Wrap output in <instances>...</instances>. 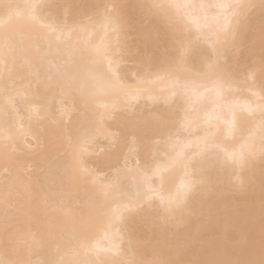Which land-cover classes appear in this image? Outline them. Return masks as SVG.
<instances>
[{
    "label": "bare ground",
    "instance_id": "obj_1",
    "mask_svg": "<svg viewBox=\"0 0 264 264\" xmlns=\"http://www.w3.org/2000/svg\"><path fill=\"white\" fill-rule=\"evenodd\" d=\"M262 259L264 0H0V264Z\"/></svg>",
    "mask_w": 264,
    "mask_h": 264
},
{
    "label": "rangeland",
    "instance_id": "obj_2",
    "mask_svg": "<svg viewBox=\"0 0 264 264\" xmlns=\"http://www.w3.org/2000/svg\"><path fill=\"white\" fill-rule=\"evenodd\" d=\"M143 21L145 22L146 20H143ZM131 30H132V31H130V32H134V31H135V30L133 31V29H131ZM129 34H130V33H129ZM134 34H135V33H133V34L131 33V35H130L131 37L129 36L130 38L127 39V40H131V41H128L130 47H132V45H134V43H135V41H136V39H137V38L135 37L136 35L134 36ZM166 36H167V35H166ZM134 37H135L136 39H135ZM133 39H134V40H133ZM130 44H131V45H130ZM132 49H133V48H132ZM243 49H244V48H242V50H240V52H242V51L244 52L245 49H244V50H243ZM132 54H134V53H132ZM128 56H129V55H128ZM128 58L130 59V57H128ZM128 58L126 57V60H128ZM130 60H132V59H130ZM130 60H128V61H130ZM128 61H126L128 64H127L126 62L123 64V65H124L123 68L125 69V65H126V69H125V70L131 71V70H133V67H134L135 65L132 64L133 61H132V62L130 61L131 63H129ZM127 67H128V68H127ZM129 67H130V68H129ZM134 68H135V67H134ZM128 73H130V72H128ZM243 73H244V74H242V75L240 74V75H241L240 78L242 79V76H244L243 78L246 79L245 76H246V74H247V71H245V72H243ZM129 78H131V76H129ZM132 78H133V77H132ZM132 78H131V80H132ZM140 103H141V102H140ZM140 103H138L139 105L136 104V106H134V107H135V112L137 111V112L134 113V114H137V115H138V112H139V111H140L139 114H142V113H144V112H145V113H148V109H149V108H150V109H149V112H150L151 110L153 111L154 108H159V107L161 108V106L163 105V103H160V104H157V105H151V104H149V103L147 102V104L145 103L146 105L144 104V106H143V104H142L143 102L141 103L142 105H141ZM148 104H149L150 106H149ZM161 104H162V105H161ZM139 106H141L142 108L139 107ZM146 106H147V107H146ZM148 106H149V107H148ZM154 106H158V107H154ZM164 106H165V108L167 107L166 105H163L162 108H164ZM136 107H137V108H136ZM143 107H145V108L143 109ZM151 107H153V108L151 109ZM138 108H139V109H138ZM146 108H147V109H146ZM143 111H144V112H143ZM146 111H147V112H146ZM141 112H142V113H141ZM145 113H144V114H145ZM109 121H111V120H109ZM109 121H108V122H109ZM113 121H114V120H112V122H113ZM110 123H111V122H110ZM110 123H109V124H110ZM111 124H112V123H111ZM116 133H117V132H116ZM102 142L104 143V141H99V144H101ZM106 143H108V142H106ZM106 143H105L106 146L104 145V146H105L104 148H106L105 150L107 151V150L109 149V146H111V143L109 142L110 145H109V144L107 145ZM101 145H103V144H101ZM97 146H98V145H97ZM99 146H100V145H99ZM107 147H108V148H107ZM104 148H103V152H105ZM98 149H100V150H98ZM113 149H114V147H113L112 149H109V151H111V150H113ZM101 150H102V148H97V154H95L94 156L97 155V156L100 158V156L102 155V154H100V153H103ZM99 152H100V153H99ZM97 156L95 157V160H93L94 162H98L97 159H99V158H98ZM134 160H135V158L133 159V162H135ZM97 165L101 166L99 163H98V164H97V163H96V164H93V166L96 167V169L98 168V169H97V172H98L99 170H100V172H101L102 167H99V166H97ZM94 167H93V168H94ZM94 170H95V169H94ZM112 171H113V170L111 169V171H110V170H107V172H105V169H104V171L102 170V172H101L100 174H101V176H103V177H104L105 175H106L107 177H109L111 173L113 174ZM102 173H104V174H102ZM112 174H111V175H112ZM106 176H105L104 178H106ZM155 204H156V203H155ZM144 207H145V206H144ZM144 207H143V209H144ZM138 235L141 236V235H143V233H142V234H141V233H138Z\"/></svg>",
    "mask_w": 264,
    "mask_h": 264
},
{
    "label": "snow or ice",
    "instance_id": "obj_3",
    "mask_svg": "<svg viewBox=\"0 0 264 264\" xmlns=\"http://www.w3.org/2000/svg\"><path fill=\"white\" fill-rule=\"evenodd\" d=\"M195 183H196V180H195V177H194V178H193V181H192V185L194 186ZM236 264H239V262H236ZM247 264H256V262H254V261H249V262H247ZM259 264H264V259H262V260L259 262Z\"/></svg>",
    "mask_w": 264,
    "mask_h": 264
}]
</instances>
